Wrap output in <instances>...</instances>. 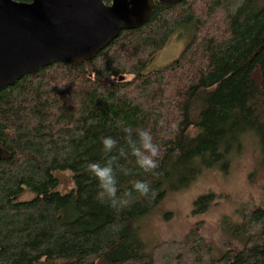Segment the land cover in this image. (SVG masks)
Returning <instances> with one entry per match:
<instances>
[{"label":"trees","instance_id":"16d2710c","mask_svg":"<svg viewBox=\"0 0 264 264\" xmlns=\"http://www.w3.org/2000/svg\"><path fill=\"white\" fill-rule=\"evenodd\" d=\"M182 27L191 32L180 55L145 72ZM117 122L152 130L161 146L155 175L119 154L128 146ZM243 133L258 138L264 155V0L157 3L145 24L121 31L92 59L53 63L0 91V143L11 154L0 160V264H152L143 262L150 256L136 221L168 189L188 186L223 161ZM104 135L117 139L112 155L129 172L117 170L120 192L146 179L154 197L133 192L119 213L100 202L83 165L103 163ZM63 170L74 183L65 194L54 175ZM26 190L34 197L19 199ZM214 199L198 197L193 213ZM248 221L264 236V209ZM245 237L216 262L264 264V243L248 245Z\"/></svg>","mask_w":264,"mask_h":264},{"label":"rangeland","instance_id":"374dc122","mask_svg":"<svg viewBox=\"0 0 264 264\" xmlns=\"http://www.w3.org/2000/svg\"><path fill=\"white\" fill-rule=\"evenodd\" d=\"M184 27L178 29L167 44L152 57L145 72L163 67L177 58L190 39ZM225 159L205 167L188 186L167 190L150 213L140 217L139 237L148 248L152 264H228L216 262L227 249H240L247 242L264 243L260 225L248 218L255 209H264V155L254 134H242ZM227 165L223 169V164ZM61 194L73 187L72 173L56 171ZM215 199L203 213L194 214V201L205 194ZM26 190L19 199H31ZM232 256V255H231ZM93 264H100L92 259ZM124 264H139L127 262Z\"/></svg>","mask_w":264,"mask_h":264},{"label":"water","instance_id":"95a60500","mask_svg":"<svg viewBox=\"0 0 264 264\" xmlns=\"http://www.w3.org/2000/svg\"><path fill=\"white\" fill-rule=\"evenodd\" d=\"M180 1L0 0V91L53 63L90 60L121 31L145 24L157 3ZM10 157L0 143V160Z\"/></svg>","mask_w":264,"mask_h":264},{"label":"clouds","instance_id":"9594fccd","mask_svg":"<svg viewBox=\"0 0 264 264\" xmlns=\"http://www.w3.org/2000/svg\"><path fill=\"white\" fill-rule=\"evenodd\" d=\"M158 126H163L164 121H157ZM117 128L124 134L128 152L120 150L121 156L130 155L134 158V165L143 173L156 174L159 167V157L161 146L154 141V136L150 128L132 127L123 122H117ZM100 151L103 163L99 161H86L83 171L94 179L98 197L102 204H106L110 209L119 213L131 203L128 197L135 192L141 198H152L155 191L151 188L150 181L146 179H134L130 181V189L120 192L117 170L123 175H128L127 169L121 167L112 155L117 148L118 141L111 135H104L99 138Z\"/></svg>","mask_w":264,"mask_h":264},{"label":"flooded vegetation","instance_id":"af4514ba","mask_svg":"<svg viewBox=\"0 0 264 264\" xmlns=\"http://www.w3.org/2000/svg\"><path fill=\"white\" fill-rule=\"evenodd\" d=\"M18 1V0H17ZM31 1V0H30ZM30 1H28V2H30ZM20 2H22V1H20ZM110 4V3H109Z\"/></svg>","mask_w":264,"mask_h":264}]
</instances>
